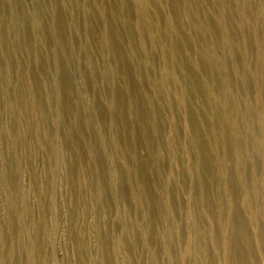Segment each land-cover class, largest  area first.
Masks as SVG:
<instances>
[{
    "label": "rangeland",
    "instance_id": "obj_1",
    "mask_svg": "<svg viewBox=\"0 0 264 264\" xmlns=\"http://www.w3.org/2000/svg\"><path fill=\"white\" fill-rule=\"evenodd\" d=\"M142 1L0 0V264H264V0ZM26 82L50 132L61 100L73 107L59 128L72 162L54 185L18 165L25 139L3 131L26 116ZM53 141L39 143L49 174ZM81 163L101 187L85 216L51 198L64 178L78 193ZM31 178L46 186L30 199L42 222L21 198Z\"/></svg>",
    "mask_w": 264,
    "mask_h": 264
},
{
    "label": "bare ground",
    "instance_id": "obj_2",
    "mask_svg": "<svg viewBox=\"0 0 264 264\" xmlns=\"http://www.w3.org/2000/svg\"><path fill=\"white\" fill-rule=\"evenodd\" d=\"M140 1V0H139ZM148 1V0H147ZM149 3V2H148ZM173 3V2H172ZM140 7H141V11L143 12L145 6H144V3L143 1L141 0L140 2ZM139 7V8H140ZM59 15V13H58ZM34 16V15H33ZM39 16V15H38ZM61 16V14H60ZM59 16V18H60ZM40 17V16H39ZM41 18V17H40ZM63 19V18H62ZM31 20V18H30ZM41 20V19H40ZM42 21H39L38 17L37 16H34L32 18V21H31V29H32V38H35L39 33H41L40 31L42 30V26H41V23ZM43 23V22H42ZM5 27V26H4ZM110 32H106V34H109ZM111 34V33H110ZM109 34V36H110ZM8 38V37H7ZM36 40V38H35ZM120 48L118 47L117 50H119ZM66 54V52H64ZM63 53V54H64ZM60 54V52H59ZM59 54H55V60L54 62H56V66H58V64L61 62L60 61V55ZM65 56V55H64ZM54 58V57H53ZM63 59V57H62ZM61 59V60H62ZM59 62V63H58ZM10 63V62H9ZM10 65V64H8ZM62 66V65H60ZM63 67V66H62ZM62 71V70H60ZM7 77L8 80H10L11 78V69L9 66H7L5 68V73H4ZM66 81H64L65 83ZM62 83V85L64 84ZM57 85V84H55ZM61 85V84H60ZM62 85L60 87H62ZM22 86V85H21ZM69 86L68 84H65V89L68 90ZM21 90V97L23 98L24 100V105L23 107L20 109L21 110V113H19L20 115H24V112L26 113L25 117L19 119V121H16L18 122L17 123V127H13L10 123H6L3 127V131L6 132L7 135L11 136V137H16V136H22L23 139H25V143H24V146H23V150H22V153L18 159V165L23 168V169H31L34 173V175L37 173L40 174V172L43 174V176H46L49 178V180H51V182L54 184H57L59 183V179L61 178L62 175H66L67 172L69 173V167H70V164L72 162L71 160V157H72V151L67 143V138L65 139L63 136H61V133L59 132V128L64 125V117H66V115L68 114L67 111H69V109L72 107L71 106V101L69 102L68 99H65L63 98L60 102V106L59 108L57 109L58 110V113H57V118H56V123L54 126L55 127V130H53L52 132H50L49 130H47V126H46V121L44 120L46 118L45 116V112H46V109L44 108V106L42 105L43 103H41L37 97H35L33 95V92L31 90V86H29V84L26 82L22 88H20ZM61 90V89H60ZM66 90V91H67ZM20 93V92H19ZM60 93V92H59ZM66 93V92H65ZM57 95V94H56ZM68 95V94H67ZM59 96V95H57ZM20 98V97H19ZM21 98V99H22ZM22 100V101H23ZM45 101V100H44ZM48 102V101H47ZM59 104V103H58ZM45 105V104H44ZM49 106V105H48ZM71 106V107H70ZM46 107V106H45ZM57 107V106H56ZM70 107V108H69ZM73 108V107H72ZM45 109V111H44ZM74 110V109H73ZM71 113V112H70ZM75 113V112H74ZM68 116V115H67ZM20 118V117H19ZM18 119V117H17ZM36 121V122H35ZM33 122V123H32ZM34 125L35 128H36V133H35V137L34 138H30V135L28 134V128L30 127V125ZM66 127V126H65ZM97 129L95 130L96 133L98 134L100 131H99V126H96ZM60 128V129H61ZM62 130V129H61ZM66 130V129H65ZM215 131L217 132L218 129L216 128ZM67 133V132H66ZM65 134V132H64ZM52 139L54 140V145H56L55 147L58 148V153L56 154V157H55V160H56V164L59 168V171L58 173H55V174H49L48 173V168L47 166L43 163V158H42V153H41V150H40V147H39V143L40 141L42 142L43 140L45 139ZM13 139V138H12ZM14 141V139H13ZM47 141V140H46ZM173 141V140H172ZM239 154V153H238ZM73 159V158H72ZM77 170V181H78V185H79V191L77 194H75L73 191H72V188L71 186H69V183H67V181H69L68 178H64L63 180L66 179V181L64 183V186L62 188V191H61V194H52L51 198L52 200L54 201V203H56L57 199H59V196L60 198H62V200H64V202L71 204V203H74L75 202V205L77 207V209L79 210V215H83L85 216L86 215V212L89 211L91 208H93L95 206V202L97 201L96 198L99 197V194H100V190H101V187L100 185H97L93 188H90L89 186H86L83 182L84 178L86 177V171H85V167H84V164L81 163L77 166L76 168ZM139 177H141V173L140 175H138ZM32 179V178H31ZM114 188H116V186L114 185V183L112 184ZM3 186V185H2ZM6 186V185H5ZM8 186V185H7ZM4 187V190L5 188ZM46 186H37L36 185V182H35V178H33L32 180H30L27 184H23L21 185V198L27 202L28 206L25 208V213H27L28 215L29 214H33L35 215L36 213L38 215L37 216V220H41L42 222V216L43 215V210L40 208V206L36 205L37 203H33L30 201L31 199V194L35 193L36 196H39L41 195L44 196L45 194V191H46ZM2 190V189H1ZM9 190V188H8ZM8 190H7V195H8ZM116 190V189H115ZM140 188L137 190L136 193H134L136 196L139 195L140 193ZM60 193V192H59ZM6 194V192H5ZM247 195V198L246 199L248 202H250V199H249V195ZM2 196V194H1ZM2 198V197H1ZM20 198V197H19ZM18 198V199H19ZM16 201V200H15ZM20 201V200H19ZM22 202V200H21ZM26 204V203H25ZM24 213V214H25ZM58 213H56L55 211V214H54V226L56 227L57 225L60 224L61 220L60 218L58 217V215H56ZM31 215L30 217H35ZM27 216V215H25ZM24 216V217H25ZM23 216L21 215V219ZM120 217H121V221L123 222L124 224V227L125 229L127 230V233H128V237L129 239H134L135 238V233L133 231V228H132V225L131 223L128 221V218H127V212L125 210H123L120 214ZM44 219V218H43ZM27 220V219H26ZM36 220V218H35ZM34 220V221H35ZM25 221V220H24ZM37 221V223H38ZM45 221V220H44ZM237 222V221H236ZM22 224V223H20ZM3 226V225H2ZM242 226V225H241ZM21 227V226H20ZM54 227V228H55ZM44 228V227H43ZM94 231H97V226H93L92 227ZM19 229V228H18ZM232 232L236 231L235 230V227L233 226L232 227ZM247 230V229H246ZM246 230L245 229H242L240 232H242L243 234V237L244 239L247 238V234H246ZM19 231V230H18ZM21 231V230H20ZM40 231V230H39ZM42 231V230H41ZM24 232V231H23ZM231 232V234H233ZM40 233V232H39ZM22 234V233H21ZM235 234V233H234ZM20 236V235H19ZM18 236V237H19ZM23 237V236H21ZM169 237V234L166 232L165 235H164V239L167 240ZM24 238V237H23ZM232 238V237H231ZM34 239V238H33ZM192 239V238H191ZM232 240V239H231ZM230 240V242H231ZM31 241H32V238H31ZM34 241V240H33ZM192 241V240H191ZM35 242V241H34ZM38 243V242H37ZM34 244V243H33ZM232 244V243H231ZM31 245V244H30ZM75 245V244H74ZM34 246H36L34 244ZM9 247V246H8ZM11 247V246H10ZM14 247V245L12 246V248ZM33 247V246H31ZM39 247V246H38ZM11 248V249H12ZM34 248V247H33ZM32 248V250H33ZM9 249V248H8ZM10 249V250H11ZM14 249V248H13ZM35 249V248H34ZM38 249V248H37ZM79 251H83L84 253H86V255H88V258L89 259H92L94 257V255L92 254V245L90 242H88L86 239L85 241L81 242L79 244V247H78ZM15 250V249H14ZM13 250V251H14ZM12 251V252H13ZM10 252V254L12 253ZM34 252V251H33ZM32 252V254H34ZM37 252V251H36ZM31 253V252H30ZM8 254V253H7ZM9 254V255H10ZM36 254V253H35ZM30 255V254H29ZM6 256V255H5ZM7 257V256H6ZM10 257V256H9ZM11 258V257H10ZM30 258V257H29ZM32 258H34L32 256ZM6 259V258H5ZM31 259V258H30ZM2 260V259H1ZM6 261V260H5ZM9 261V260H8ZM7 261V262H8ZM33 261V260H32ZM31 261V262H32ZM4 262V261H3ZM10 262V261H9ZM91 263V262H90ZM30 264V262H29Z\"/></svg>",
    "mask_w": 264,
    "mask_h": 264
}]
</instances>
